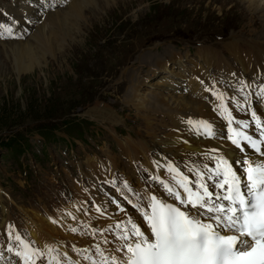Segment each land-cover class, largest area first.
<instances>
[{
	"label": "rangeland",
	"instance_id": "1",
	"mask_svg": "<svg viewBox=\"0 0 264 264\" xmlns=\"http://www.w3.org/2000/svg\"><path fill=\"white\" fill-rule=\"evenodd\" d=\"M16 1L22 0H0V11L5 13L0 16L7 15L0 18V24L8 25L11 17L8 14H15L12 9H22ZM99 1L107 7L113 3ZM116 1L104 19L94 22L86 31L85 42L58 63L43 68V72L34 69L17 77L11 68L14 58L10 59L3 42L6 45L18 39H0V66L4 68L0 74V194L8 197L7 214L13 222L20 223L14 222L17 230L25 228L24 213L21 214L19 206L38 209L37 201L48 200L50 207L53 200L59 206L63 201L73 200L70 185L74 179L76 183L82 178L87 158L104 159L107 147L118 152V141L122 138L138 140L133 132L139 129L143 133L144 124L125 104L133 74L144 78L149 69L160 76L164 71L167 78L163 81L177 82L184 88L185 74L193 69L192 62L182 59L184 79L180 81V75L172 80L175 64L166 56L171 51L195 59L197 48L210 47L217 60L222 61V57L228 56L226 45L232 42L246 54L251 48L254 53L264 49L262 17L256 13L248 16L237 0ZM68 3H58V8L67 10ZM41 8L40 4L34 7L30 14L32 21ZM261 14L264 15V9ZM20 22L21 35L32 36L40 25L33 28L30 20L25 25ZM151 50L149 66L139 65L138 56ZM157 58L164 59L172 71L157 68ZM225 62L231 70H239ZM211 73L224 80V73L218 69ZM163 84L161 90L166 91L167 85ZM94 103L99 107L107 105L114 118L98 115L93 110ZM9 145L12 151H8ZM61 190H71L70 195L59 197ZM21 233L25 238L26 229Z\"/></svg>",
	"mask_w": 264,
	"mask_h": 264
},
{
	"label": "bare ground",
	"instance_id": "2",
	"mask_svg": "<svg viewBox=\"0 0 264 264\" xmlns=\"http://www.w3.org/2000/svg\"><path fill=\"white\" fill-rule=\"evenodd\" d=\"M107 1L106 4L113 2L111 6H116V0ZM237 1L246 10L245 13L248 16L256 13L257 16L262 17V24L264 23V15L261 14L264 9V0ZM48 2L51 3V0ZM83 2L88 3V5L84 6ZM66 3H68L67 10L61 11L58 8L61 3H57L53 10L50 7L46 9L41 0H22L17 2L18 5L22 6V9L17 11L12 9L15 14H8L11 16L8 17V26L13 28L17 36L22 37L16 38L18 41L9 42L6 45L3 42V46L7 47V51L11 54L10 59L14 58L11 68L16 72L17 77L32 72L34 69L43 72V68H48L49 64L58 63L61 58L72 54L74 49L85 42L86 31L92 28L94 22L103 20L111 7L110 5L105 6L99 0H67ZM37 4H40L42 8L37 13L35 21H32L30 14ZM25 6H32V9ZM83 8H85V12H83ZM19 19L23 25L26 24L27 20H30L33 23V28L37 24L40 25L35 28L32 36L29 33L21 35L18 33L21 32ZM251 25L255 26L253 21ZM29 35L31 37H28ZM258 37L260 38L261 35ZM76 39H80V41L75 42ZM255 42L259 43L257 40ZM174 52L171 51L166 55L169 61L175 64L172 80H177L182 75L181 70L185 68L184 65L181 66L182 59L192 62L193 65V69L185 74V82L183 83L186 86L184 88L180 83L163 81L167 78L166 73L163 71V75H155L151 73L152 69L148 70V74L145 75L146 78L139 76V74H133L129 81L130 86L126 92L125 104L134 111L135 118L141 119L144 124V129L141 131L143 133H140L139 129L133 132L139 137L138 140H133L129 136V138H122L118 141V152L107 147L103 154L104 159L87 158L82 178L80 177L76 183L74 179L70 185L73 191V200L63 201L60 206L56 200H53V205L50 208L47 206L48 200L45 202L37 201L38 209L28 205L19 206L21 214L22 211L24 213L25 238L21 233L22 231L17 230L14 225L16 221H11L10 215L7 214L8 197L0 194V229L13 226L15 234H19L26 241L32 242L34 247L44 249L45 245L54 244L61 253H67L73 260H80L81 264H88L73 251V247L77 249L92 248L93 245L100 243L102 249H115L120 241L116 239L113 232H104L103 236L98 233L93 239L91 235L72 233L69 230L70 227L84 231L81 225L89 224L94 228L105 229L121 220H126L127 216H131L141 225L142 229L146 230L147 225L144 224L142 217L127 200L124 204L127 216L117 209L115 203H112L113 200L121 201L122 198L118 195L124 198L122 193L126 194L133 202H136V194H139L142 199L147 195L155 194L169 203H176L167 197L161 185L152 179L154 176L164 180L168 179L165 168H158L157 164L172 163L179 166L181 171L191 177V173L187 172L185 166L204 162L211 165L210 161L204 160V154L213 148L219 149L220 154L226 155L232 161L242 158L244 153L239 152L229 141L224 139V136L227 135L226 121L204 105V102H211L214 105L213 102L215 101V97L211 96L210 92H206L205 87L213 90L218 89L227 97H234L241 104H251L257 114L264 119V103L258 98L260 89L264 87V49L254 53L251 48V52L246 54L236 42H232L226 45L228 56L222 57V61L217 60L214 50L210 47L197 48L195 59L185 55H176ZM252 54H254L253 57ZM151 57H153L152 50L139 55L137 63L147 68L149 66L147 60H150ZM224 62L227 65L234 64V67L236 65L239 70L236 68L231 70L224 65ZM155 63H157V68H164L166 71L173 69L169 68L164 59L157 58ZM214 69L224 73V80L211 73ZM3 71L4 68L0 66L1 75ZM148 79L155 81L148 82ZM183 79L182 75L180 81ZM241 81L247 85L243 88V92L238 90L241 87ZM163 83L167 85L166 91L161 90ZM146 86L149 90L145 89ZM245 95L248 96L247 101H245ZM95 103L97 102L95 101ZM229 108L237 119L251 120L250 113L246 114L236 110L231 101H229ZM93 110L100 116L114 118L107 105L102 107L95 105ZM165 119L169 120L168 123L164 121ZM187 119H204L211 122L216 136L208 138L197 135L185 123ZM249 132L255 135L254 125L253 128L249 129ZM245 150L252 159L255 157L264 159L247 147ZM125 183L129 185L132 192H127L124 189ZM118 188L120 191H117ZM97 207L104 211L103 216L96 212ZM46 209L52 211L59 209V212H49ZM68 212L72 213L76 219L73 220L65 215ZM51 220H56L58 223H52ZM16 223L20 225V223ZM5 237H9L8 229L4 232L0 231V239L2 240L0 241V248L4 247L1 250L4 252L6 244L13 243ZM105 237L111 243H102ZM13 246L15 245L13 244ZM114 254L121 255L120 253ZM12 256L19 262L14 254ZM38 264H46V261H39Z\"/></svg>",
	"mask_w": 264,
	"mask_h": 264
},
{
	"label": "snow or ice",
	"instance_id": "3",
	"mask_svg": "<svg viewBox=\"0 0 264 264\" xmlns=\"http://www.w3.org/2000/svg\"><path fill=\"white\" fill-rule=\"evenodd\" d=\"M66 2L41 0L46 9L50 7L53 10L57 3ZM10 38L22 37L15 35L11 26L0 24V39ZM240 85L238 90L243 92L247 85L244 81ZM205 91L215 97L213 111L226 121L227 135L224 139L244 153L242 158L232 161L220 154L219 149L213 148L204 154V160L210 161L211 165L204 162L185 166L191 177L172 163L157 164L158 168H165L168 179L158 176L152 179L176 203H169L155 194L144 199L136 194V202H133L122 193L140 214L147 229H142L136 220L127 216L121 204L113 200L117 209L127 216L126 220L105 229L89 224L81 225L84 231L69 228L72 233L91 235L93 239L98 233L103 236L104 232H113L120 241L115 249H102L100 243L92 248L73 247L83 261L88 264H264V159H252L245 150L247 147L257 156L264 157V119L251 104H241L218 89L205 87ZM258 98L264 103V87L260 89ZM229 101L236 110L250 113L251 120L234 117ZM185 123L197 135L216 136L212 123L207 120L187 119ZM253 125L255 135L249 132ZM124 189L132 192L126 183ZM96 212L104 215L100 207L96 208ZM65 215L76 219L70 212ZM51 222L58 223L56 220ZM8 234L13 243L6 250L18 258L19 264H38L39 261H46V264H81L80 260L61 253L54 244L45 245L44 249L34 247L32 242L15 234L13 226H9ZM102 243L111 242L105 237Z\"/></svg>",
	"mask_w": 264,
	"mask_h": 264
},
{
	"label": "trees",
	"instance_id": "4",
	"mask_svg": "<svg viewBox=\"0 0 264 264\" xmlns=\"http://www.w3.org/2000/svg\"><path fill=\"white\" fill-rule=\"evenodd\" d=\"M7 142H9V141H7ZM11 143H12V142H11ZM11 143H10V144H11ZM5 144H7V143H5ZM7 148H8V151H12V147H11L10 145H9Z\"/></svg>",
	"mask_w": 264,
	"mask_h": 264
}]
</instances>
